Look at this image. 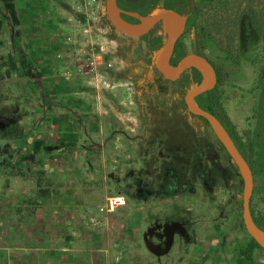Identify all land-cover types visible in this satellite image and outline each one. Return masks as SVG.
<instances>
[{"label": "rangeland", "instance_id": "1", "mask_svg": "<svg viewBox=\"0 0 264 264\" xmlns=\"http://www.w3.org/2000/svg\"><path fill=\"white\" fill-rule=\"evenodd\" d=\"M13 1L11 28L4 9L0 12L7 22L1 36L0 107L5 121L12 111L18 120L13 136L0 139V211L36 208L24 202L42 196L47 178L56 195L59 181L70 186L87 177L86 182L96 180L99 201L103 195L124 196L126 212L140 221L170 209L189 217L195 242L175 249L162 264H190L198 255L193 252L200 250L206 264H237L239 250L249 242L236 201L241 199V181L204 124L185 123L177 85L161 81L153 64L144 61L139 43L111 27L104 0ZM195 3L200 38L222 74L216 86L220 103L243 140L256 144V160H264V0ZM11 31L27 51L29 78L18 67L12 71L10 58L3 57L11 50ZM37 140L44 143L42 151L33 162L23 160ZM194 142L204 153L198 166L207 173H192L189 167L180 178ZM60 144L64 146L58 149ZM94 149L102 157H86ZM153 160L160 176L171 175L162 173L170 168L179 177L176 196L133 201L128 181ZM90 163L104 167L105 173L95 178L89 168L87 173L78 170ZM214 169L220 177L209 180ZM65 191L73 192L69 187ZM251 209L264 219V173L259 171L253 174ZM252 257L255 264H264L263 250L255 249ZM144 264H158L147 250Z\"/></svg>", "mask_w": 264, "mask_h": 264}, {"label": "crops", "instance_id": "2", "mask_svg": "<svg viewBox=\"0 0 264 264\" xmlns=\"http://www.w3.org/2000/svg\"><path fill=\"white\" fill-rule=\"evenodd\" d=\"M120 123L124 124V120ZM100 156L98 149L86 155L88 158ZM87 168L95 178L105 173L104 167L91 163L81 165L78 170L85 172ZM108 176L114 177L111 173ZM80 178L76 184L70 182V186L59 181L60 193L56 195L50 190L51 182L47 178L43 181L46 185L43 190H47L48 195L24 202L37 205L36 208L18 212L11 207L1 209L0 264H144L146 249L142 238L141 243L139 239L147 226V217L140 221L138 216L129 215L127 200L123 208L109 212L106 199L110 196L103 195L99 201L95 194V190H100L96 180L86 182L87 177ZM68 187L73 192L65 191ZM83 190L86 191L84 196L81 195ZM140 209L144 212L142 207ZM202 253L201 250L193 252L198 255L190 264H206Z\"/></svg>", "mask_w": 264, "mask_h": 264}, {"label": "flooded vegetation", "instance_id": "3", "mask_svg": "<svg viewBox=\"0 0 264 264\" xmlns=\"http://www.w3.org/2000/svg\"><path fill=\"white\" fill-rule=\"evenodd\" d=\"M153 1H155L154 4ZM116 4L119 9L125 12V13H121L120 16L125 21L132 24L139 23V19L132 17L126 13H136L139 16L145 17V16H149L151 13L157 10H171L183 15L185 17L184 29L182 34L177 38L174 44L169 63L172 66H176L179 63V61L187 55H191V54L199 55L205 58L213 67L216 76V86H217L219 69L207 56L206 45L203 42L204 38L203 40L202 37L200 38L198 27L196 24L198 17L192 21V17H194L193 15L197 9L195 0H116ZM1 9H4V12H6V16L9 17V19L11 20V25H10L11 28V26L14 25L12 22L13 18L8 15L5 5L0 0V12ZM0 19L2 20L1 14H0ZM6 24L7 22L2 20V27L0 28V50L3 49L1 36L4 33ZM11 32L14 35L13 36L14 38H12V42H11L12 44L11 50L10 53L6 54L3 57H5L6 59L10 58V62H11L13 61V58L16 55L17 62L16 63L14 62V66L16 65L15 68L12 69L11 64L8 67H10L14 72H17L16 69L18 67V69L21 71L20 74H23L24 77L29 78L31 76L32 66L29 61V57L27 56V51L25 47H22L20 46V44H18L19 42L18 33L13 31ZM166 39H167V34L165 33L163 23L160 22L157 25H155L147 35L132 40H135L139 43L137 48L143 52L144 61L149 63L150 65L154 63L155 56L166 42ZM155 40L158 44V47L154 53H151L150 51L152 48V42ZM123 47L124 50L125 49L127 50L129 48V46L125 47L124 43H123ZM12 51H14L15 54H12L11 53ZM22 56L27 57V61L29 62V66H27V68L25 67V69L22 67L20 63ZM153 68L155 72L160 76L161 81L177 85L178 90L176 96L179 97V99L181 100V106L183 107L184 105L183 108L187 112L186 113L187 118L184 117L185 123L190 125L191 123L195 124L198 121H201V119L198 118L199 116H195L187 111L186 105L184 103V96L191 89L193 85H199L202 82L203 80L202 74L195 68H191L184 71L177 80L169 81L162 77V75L156 70L154 64H153ZM11 69H9V71H11ZM1 85L2 82H0V88L2 87ZM203 94L195 98V102L197 106L200 107L201 109L202 106L200 104L199 97L203 96ZM5 100L8 102V98ZM5 114H7V112ZM3 115L4 112L2 111V107H0V130H5L9 132V136L7 137L9 138L10 136H13V133L16 130L18 114L12 111L11 113L8 114L6 121L4 120ZM205 128L207 127L205 126ZM209 132H212L211 129L209 130ZM201 135H203V131L201 132ZM213 137L215 143L216 138L214 135ZM215 146L217 147V149H219L216 143ZM227 161L233 165L231 161L229 160ZM155 163L156 162H154L153 160L150 164L147 165V169H144L143 171H138L135 177L129 179L128 181V183L130 184L129 187L133 190V193H131L130 195V199L146 200L149 198L158 201L166 196L171 198L176 196V190L178 186L174 188L170 186V183L171 182L178 183L179 177L175 178V175H173L174 171L172 172V169L170 168L163 169V171L165 170V172L162 171V173H169L171 175L167 176L166 174H163L162 176H160V170L156 172L152 167V164ZM167 170L170 172H168ZM202 174H204L203 171ZM181 176H183V174ZM161 212L163 214L162 213L154 214V217L152 216L149 217L147 221V226L141 236L143 244L145 243L144 242L145 239L154 248L157 254H163L165 252L166 243L168 242V237L172 236L171 248L167 254L161 255V257L157 258L154 254L150 253L146 249L150 254L153 255L156 263L158 264H162L163 260L164 261L167 260L170 257V255L173 253V251H175V249L180 250V248H182L183 246L185 247V245L194 243L195 235H196L195 228L193 227V222L190 221L187 215L178 214V216H176L174 213L177 212V210L174 209H170L167 212L165 211H161ZM172 223H179L181 226H179L178 228L176 227L174 228L172 227Z\"/></svg>", "mask_w": 264, "mask_h": 264}, {"label": "water", "instance_id": "4", "mask_svg": "<svg viewBox=\"0 0 264 264\" xmlns=\"http://www.w3.org/2000/svg\"><path fill=\"white\" fill-rule=\"evenodd\" d=\"M104 10L106 19L111 27L119 34L131 39L143 37L147 35L155 25L160 22L163 23L167 39L162 48L157 52L153 64L164 79L175 81L184 71L191 68H195L202 74V82L199 85H193L191 87L184 96V103L189 113L203 118L208 123L213 135L223 146L230 161L235 166L242 185L241 207L244 229L249 238L264 250V230L256 225L251 214L253 173L220 121L209 112L198 107L195 102L196 97L212 91L215 88L216 76L213 67L205 58L194 54L185 56L176 66H172L169 63L174 44L183 32L185 17L171 10H157L145 17L139 16L136 13H126L139 19V23L132 24L125 21L120 16L121 13L125 12L118 8L116 0H104ZM179 226H181L179 223H172V227L174 228H178ZM144 242L146 249L159 258L161 255H165L169 252L172 236L168 237V242L166 243L165 252L163 254H157L154 248L145 239Z\"/></svg>", "mask_w": 264, "mask_h": 264}, {"label": "trees", "instance_id": "5", "mask_svg": "<svg viewBox=\"0 0 264 264\" xmlns=\"http://www.w3.org/2000/svg\"><path fill=\"white\" fill-rule=\"evenodd\" d=\"M1 2L5 5V8L7 10V13L9 16H11L12 18L15 17V4L13 0H1ZM155 3V1H153V4ZM152 4V5H153ZM154 7V6H152ZM200 14L199 9L197 8L195 13H194V17H192V21L195 20ZM2 27V20L0 19V28ZM158 44L155 41L152 42V48H151V53H154L157 50ZM12 63V69L15 68L14 66V61H11ZM22 67L25 69V67L27 68V66H29V62L27 61V57L22 56L21 57V61H20ZM222 81V74L220 72V70L218 71V83H221ZM218 85V84H217ZM200 104L202 106V109L209 112L210 114H212L213 116H215L220 123L223 125V127L225 128V130L227 131V133L229 134L230 138L232 139L233 143L235 144L236 148L238 149V151L240 152V154L243 156V158L245 159V161L247 162V164L249 165L252 173L254 174L256 171L262 172L264 173V160H256V144L253 142H250L248 140H243V138L238 134V132L236 131L235 126L232 124V122L229 120L228 116L226 115L221 103H220V99H219V95L217 92V88L215 87L214 90L210 91V92H206L205 94H203V96H200ZM183 104V103H182ZM184 107V105H183ZM199 119H201L202 123L209 129V125L208 123L201 117H198ZM210 130V129H209ZM210 134L213 137L212 132H210ZM9 136V132L5 131V130H0V138H7ZM214 138V137H213ZM215 143L218 145L219 150L221 153H223V157L226 160L230 161V158L228 156V154L226 153L225 149L223 148V146L219 143L218 140L215 139ZM197 144L194 142L192 143V149L190 152V156L189 159L191 160L190 163L186 166L185 171L182 173L184 175V173L186 172V170L188 171L189 167L194 171H198V173H202V170L200 169V167L198 166V161L197 159L199 158H203L204 153L200 150V148H198L196 146ZM62 146H64V144H60L58 145V149H61ZM44 147V143L41 140H37L33 143V151L31 154L25 156L23 158V160H28L33 162L35 160V156L42 151ZM232 165V164H231ZM233 166V165H232ZM206 170H204V174ZM233 171L235 172V174H237L235 167L233 166ZM215 169L214 170H210L208 172V179L212 180L214 178H216L217 180L219 179V175L216 173ZM238 176V174H237ZM179 177H182L181 175ZM239 177V176H238ZM240 179V178H239ZM40 179H38L39 181ZM241 181V180H240ZM179 183H170V186L172 187H177ZM185 191V185L181 186ZM41 195L42 196H46L48 195L47 190H41ZM239 205L241 203V199L239 197L238 200H236ZM251 214L253 217L254 222L256 223V225L264 230V219L262 218H258L253 214V211L251 209ZM255 249H259L262 250L252 239L249 238V242L248 244L242 248L241 250H239V258L237 259V264H255L254 263V259L252 257L253 255V251ZM264 251V250H263Z\"/></svg>", "mask_w": 264, "mask_h": 264}, {"label": "built area", "instance_id": "6", "mask_svg": "<svg viewBox=\"0 0 264 264\" xmlns=\"http://www.w3.org/2000/svg\"><path fill=\"white\" fill-rule=\"evenodd\" d=\"M125 205V198L120 195L110 196L106 199V209L109 212H113L118 208H123Z\"/></svg>", "mask_w": 264, "mask_h": 264}]
</instances>
